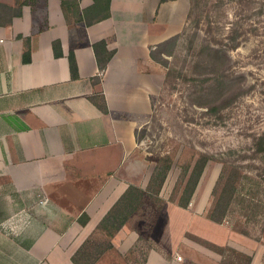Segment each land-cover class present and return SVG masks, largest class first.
<instances>
[{"label": "crops", "instance_id": "1", "mask_svg": "<svg viewBox=\"0 0 264 264\" xmlns=\"http://www.w3.org/2000/svg\"><path fill=\"white\" fill-rule=\"evenodd\" d=\"M24 1L0 0L21 10L15 16L0 8V264H75L126 191L149 184L154 164L137 134L150 124L165 82L152 51L183 32L190 0H111L110 17L93 24L67 18L61 0H28L20 8ZM93 5L80 0L81 12ZM101 41L115 53L104 70L93 47ZM162 197L167 203L152 227L164 214L156 241L163 251L151 250L145 264H186L172 250L189 244V232L204 236L195 222L220 225L209 220L198 192L189 209ZM140 237L128 223L113 249L124 256Z\"/></svg>", "mask_w": 264, "mask_h": 264}, {"label": "rangeland", "instance_id": "2", "mask_svg": "<svg viewBox=\"0 0 264 264\" xmlns=\"http://www.w3.org/2000/svg\"><path fill=\"white\" fill-rule=\"evenodd\" d=\"M195 3L181 41L177 45L166 42L155 51L165 70V82L155 99L150 124L139 137L154 168L162 158L169 156L174 161L160 196L164 192L168 202L175 205L178 204L170 197L182 169L200 155L212 157L195 192L208 214L212 192L225 163L240 174L264 176V0H194ZM167 74H172L170 82L166 81ZM214 83L218 86L216 96H208L209 86ZM209 97L211 101L215 99L211 102L216 106L214 111L207 107ZM261 188L264 190V185ZM154 206L151 204L153 209ZM157 212L145 209L137 216L139 221L130 222L131 229L141 237L124 256L108 248L104 231L89 239L90 253L96 256L103 251L107 255L104 264H143L151 250L163 251L156 241L162 235L164 214L152 227ZM176 217L185 219L178 214ZM239 221L237 215H232L218 227L198 220L195 229L204 236L189 232V244L172 251L176 256L180 254L186 264H222L219 253L201 244L205 241L229 247L226 264H245L240 253L252 256L251 264H264V219L248 224L253 236L235 230ZM139 222L144 226L138 229L135 226Z\"/></svg>", "mask_w": 264, "mask_h": 264}, {"label": "trees", "instance_id": "3", "mask_svg": "<svg viewBox=\"0 0 264 264\" xmlns=\"http://www.w3.org/2000/svg\"><path fill=\"white\" fill-rule=\"evenodd\" d=\"M27 1L28 0H25L23 3H21L20 8L25 5ZM93 1L94 5L90 9L81 12L80 0H61L63 11L67 18L69 14H71L73 15V17H75L77 22L85 21V23L87 24H93L95 22H100L102 20L108 19L111 15V0ZM194 6H197L196 3L194 4V0H190V12L193 8H195ZM0 8L5 9L10 13L14 12L15 16L21 15L20 9L13 10L5 5H0ZM190 12L188 15L187 24L183 32L165 41L164 43L174 42V44L177 45L181 41L188 27V22L191 17ZM2 22H4V20L1 19L0 23ZM232 40L234 41V38H232ZM164 43L160 44L157 49L164 45ZM59 46V42L55 43L54 49L57 51ZM93 47L96 52L99 65L101 69L104 70L107 63L115 53L107 51L106 41H101L93 45ZM207 48L210 49V51H218L216 49L213 50L209 47ZM155 51H152V57L157 62L161 63L155 57ZM56 54L57 56L62 55L58 52ZM200 54L201 50L199 51V55ZM69 60L72 76L73 78H78L79 72L74 53L70 54ZM171 76L172 74H167V82H170ZM173 76L176 77L175 75ZM216 83L209 86V90L207 92L208 96H216V94H214V92H216L218 88ZM93 101L103 112H108L107 105L105 103L101 104L97 99H93ZM214 101L215 99H212L211 101L210 97L206 99V102H208L207 107L212 111L216 109V106L212 105L211 103H214ZM139 133L137 134V138L140 142L141 139L139 137ZM148 160L150 161L151 159L149 158ZM211 160L212 157H210L209 155H200L192 165H188L187 167L182 169L179 179L171 194V202H176L181 208H188V205L192 201L198 185L203 177L205 169ZM173 165L174 161L169 156L162 158L160 161H157L147 188L144 190L142 188L131 186L126 191L124 196L119 200V202L115 205V207L103 219L98 227V231L106 232L108 236V248H113L112 240L115 235L126 224L138 220L140 217L137 216L141 213H144L145 209L146 211L155 209L160 211L163 208V206L165 205V200L160 195L173 168ZM262 185H264V176L260 175L254 177L251 175H243L234 170L229 163H225L223 170L220 173V176L214 186L212 192L213 201L211 208L208 211L207 217L214 223L223 224L224 222L229 221L232 215H237L240 221L236 225L235 230L243 235L253 236V232H251L248 224L251 222H262V219H264V190H262L263 188H261ZM151 204L155 205L154 209L153 207H151ZM89 244L90 241L88 240L76 253L73 258L75 264H95L103 254V251H100L98 255L93 256L88 249ZM201 244L204 246L207 245L209 249H212L215 252L219 253L222 256V264H226L225 253L229 249V247L220 248L215 244H211L205 241H202ZM240 256L246 259L245 264H251L253 259L252 256L243 253H240ZM145 262L146 260L143 264H145Z\"/></svg>", "mask_w": 264, "mask_h": 264}, {"label": "built area", "instance_id": "4", "mask_svg": "<svg viewBox=\"0 0 264 264\" xmlns=\"http://www.w3.org/2000/svg\"><path fill=\"white\" fill-rule=\"evenodd\" d=\"M180 259V258H179Z\"/></svg>", "mask_w": 264, "mask_h": 264}]
</instances>
